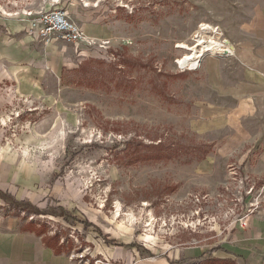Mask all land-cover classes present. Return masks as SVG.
<instances>
[{"label":"rangeland","instance_id":"1","mask_svg":"<svg viewBox=\"0 0 264 264\" xmlns=\"http://www.w3.org/2000/svg\"><path fill=\"white\" fill-rule=\"evenodd\" d=\"M56 1L0 0L1 15L65 10L94 43L83 52L60 46L67 64L55 102L0 84V219L32 225L78 264H234L214 253L232 222L221 198L226 175L214 191L191 181L189 169L211 145L188 129L204 61L197 69L201 61L184 58L202 41L236 48L257 39L264 0ZM132 139L139 156L160 141L180 153L132 162V151L122 153ZM22 189L35 204L18 200ZM105 247L129 257H104Z\"/></svg>","mask_w":264,"mask_h":264},{"label":"crops","instance_id":"2","mask_svg":"<svg viewBox=\"0 0 264 264\" xmlns=\"http://www.w3.org/2000/svg\"><path fill=\"white\" fill-rule=\"evenodd\" d=\"M259 32L257 39L237 43L236 59L218 62L207 58L203 62L199 75L204 93L195 102L188 129L211 149L189 169L194 187L214 191L230 165L259 184L264 183V24ZM60 46L64 45L47 44L29 35L23 16L0 14V84H9L20 97L55 102L56 85L59 91L67 64ZM17 198L35 204L33 193L27 189H22ZM32 228L17 217L0 219V264H78L54 238ZM106 247L99 248L104 257H129L123 249L104 252ZM221 247L214 251L219 260L264 264V210L249 217L245 229L231 230ZM195 251L180 250L175 254L185 257Z\"/></svg>","mask_w":264,"mask_h":264},{"label":"built area","instance_id":"3","mask_svg":"<svg viewBox=\"0 0 264 264\" xmlns=\"http://www.w3.org/2000/svg\"><path fill=\"white\" fill-rule=\"evenodd\" d=\"M21 16H23V21L26 24L27 33L38 41L47 44L58 42L67 48L73 49L75 52L80 51L79 48L83 45L91 46L94 44L65 10H29L22 12ZM200 32L203 34L210 33L213 36L219 35L218 29L207 25H204L203 28L201 26ZM203 42L210 44L211 52L202 58L197 69L201 67L202 62L208 56L222 60L235 57V47L226 40L216 41L211 39L208 42ZM175 64L180 67L178 60ZM221 189L226 192V196L221 197L222 202L228 204L227 208L231 213L230 217H232V222H230L228 227L230 228L229 232L235 227L245 229L249 217L264 210V183L259 184L255 179L242 173L234 165L227 167L226 181ZM214 201L216 205L219 202L217 199ZM218 206L220 207V205ZM199 214L200 211L196 213L197 216ZM213 222L216 223L214 218Z\"/></svg>","mask_w":264,"mask_h":264},{"label":"trees","instance_id":"4","mask_svg":"<svg viewBox=\"0 0 264 264\" xmlns=\"http://www.w3.org/2000/svg\"><path fill=\"white\" fill-rule=\"evenodd\" d=\"M124 149L122 150V153H127L132 151L131 160L132 162H139V161H158V160H172L176 157H178V150H172L169 146H165V144L160 141L156 145L149 144L147 148L149 149V153L139 156V143L135 139H132L131 141H127L124 143ZM151 151V152H150ZM153 151V152H152ZM209 151L204 152L203 157L208 154ZM222 249L221 246H219L216 250ZM218 263H224L226 261H215ZM205 264V262H203Z\"/></svg>","mask_w":264,"mask_h":264},{"label":"bare ground","instance_id":"5","mask_svg":"<svg viewBox=\"0 0 264 264\" xmlns=\"http://www.w3.org/2000/svg\"><path fill=\"white\" fill-rule=\"evenodd\" d=\"M203 27H204V25H202V28ZM210 49H211L210 44H207L206 42L202 41V42L198 43V45L196 47L191 48L190 52H192V54L186 55L184 58V61H186V62H188V61L199 62L202 60V57L204 54L206 55L207 53L209 54L211 52ZM118 214H120V212H118ZM130 222H132V221H130Z\"/></svg>","mask_w":264,"mask_h":264}]
</instances>
